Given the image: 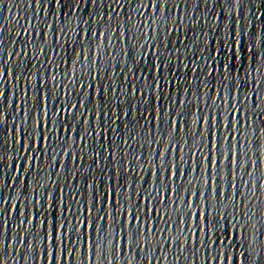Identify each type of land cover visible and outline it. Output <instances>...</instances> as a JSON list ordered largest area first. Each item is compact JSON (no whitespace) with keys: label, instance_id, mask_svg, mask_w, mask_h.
<instances>
[{"label":"snow or ice","instance_id":"snow-or-ice-1","mask_svg":"<svg viewBox=\"0 0 264 264\" xmlns=\"http://www.w3.org/2000/svg\"><path fill=\"white\" fill-rule=\"evenodd\" d=\"M46 0H36L37 4L45 3ZM227 7L231 8L233 4L238 6L236 13H225L222 11L216 18L221 21L223 16V23L225 20L231 19L234 27H229L225 24V39L221 41V49L217 53L220 55L224 52H231V59L247 60L250 56V63L252 68L259 74L258 78L254 81L258 85L256 90L248 88L247 78L251 77V69L244 71V79L238 84L231 85L226 83L231 80V74L236 67L228 60H225L223 65L217 62L216 66L209 65L211 74L212 71L223 72V80L217 90V97L223 103L233 109L230 114L228 123L221 125L219 122L218 114H214L211 109L207 114L199 107L200 97L192 92L196 97L197 105L196 110L200 113L193 121L194 131L189 140L180 143L184 133L190 131L187 122L184 119V112H176L172 105H169L172 112L175 114L173 118L168 120L171 125L172 132L169 134L171 139L165 142L163 135L159 139L151 138L149 144H155L154 148L150 147L147 155L140 153L136 156V163L141 164V168L146 165L149 167V175L154 179L156 184L153 186L152 191H145L143 188L137 186L134 195L137 200H143L142 204H129V208L125 211L123 191L117 192L111 190L104 193L103 200L94 199L90 196L89 205L85 207L79 200L75 201L78 211H74L70 203H65L63 195L61 196L60 205L63 207V213L51 212L43 214L44 195L46 194L48 200L51 202L49 207L55 209L57 205V198L52 192L47 191L45 184L39 181L43 179L39 171L29 176V170L33 167L40 168L41 156L47 157V151L41 152V145H49L51 133L55 127V121L50 115L51 109L49 104L52 102L50 97L52 90L48 88V71L41 72L38 76L36 71L29 73L27 78H22L21 75L16 76L17 83L20 87L23 82L24 93L21 98L19 93V103L16 105V112L18 114V122L15 126V147L19 149V153L15 161V169L13 171V178L19 174L20 184L28 191L27 185H35L32 188L31 198L21 199L23 192L13 195L10 199V207L8 210V217L3 218L0 213V264H8V260L2 255L5 248L9 252L12 251L13 246L16 244L15 235L12 236L11 241L5 244L4 241V228L7 225V220L10 219L17 211L19 205V223L15 224L16 230L23 228L19 236V244L24 245L26 241V253L24 257V264H27L28 258H31L33 264H76L77 258L80 264H142V260L137 258V252L141 257L147 254V264H165L168 260V254L173 248L176 249L175 260L180 261V255L185 252H190L193 258V264H199L200 254L203 255V264H264L262 260H258L257 253L264 256V225L259 222H254V216L258 213L250 214L251 207L250 199H255V193L252 189H257V182H259V190L264 188V184L255 178L249 167L257 168V159L249 156V152L255 154L253 140H245L241 128H251L252 137L258 130L260 138H264V111H261L259 116L256 112L251 115L248 114L247 105L249 102L253 105V93L256 96L255 108L260 109L261 104L257 100L260 79L264 77V12L259 10L260 6H264V0H226ZM256 4L259 7L255 10V16L249 20V24L245 25L244 21L248 19L245 16L244 3ZM117 7H112V4ZM127 0H108L109 11L107 16L112 17L116 9H123ZM171 0H134L135 7L133 12L128 14L127 20H131L133 15L139 13L140 20L139 26L147 29V32L142 37L133 39L139 40L143 38L145 44L141 45L144 48L147 45L148 39H155L151 35L154 31L151 27L156 24L157 20L154 19L156 13H160L164 17L165 24L167 23L166 9L169 7ZM184 0H179V3L174 5L177 9ZM225 4L221 3L223 7ZM140 9H143L142 11ZM242 10V14H241ZM103 20H101V24ZM251 26V34L257 38V44L250 46V38H246V29ZM175 30V29H174ZM26 35H30L27 29L23 30ZM155 31H159L157 28ZM85 38L88 39L87 44H78L79 51L76 52L78 60L83 58L86 62L81 66L84 67L91 65H98L100 60L93 55L92 44L95 37L106 38L111 43L113 37H108L106 32H99L92 29L91 36L88 32L84 33ZM119 36L125 41L128 40V29L126 22L121 26ZM119 43V40H117ZM2 44V42H0ZM149 52L152 48H157L155 44L148 46ZM239 49V52H237ZM99 50V46H98ZM248 51L249 56H242L245 51ZM44 49H40V54ZM115 47L112 48V53L115 54ZM158 52V48H157ZM36 55L35 49L32 51ZM0 55H4L0 52ZM7 58L2 61L7 64L12 60L11 49L7 51ZM20 55L19 52L16 53ZM131 55V53H127ZM143 58V57H142ZM154 59L159 62L160 66L154 68L155 71L160 72L164 65L160 56L157 54ZM214 59V57L210 58ZM73 65L77 61L72 62ZM56 67L53 66L52 61L49 59L48 66L52 72L51 79L55 89H63L65 100L71 96L72 92L70 85L77 80L76 73L73 72V78L68 84L63 80L56 81ZM92 71H97L96 68L90 69L87 78L95 79L91 75ZM192 71L194 73L200 72L199 66L194 65ZM131 73L132 69L120 67L118 75ZM98 75V71H97ZM13 71L8 69V77L11 79ZM65 76L67 73L65 72ZM29 77H36L40 82V89L35 98V108L39 111H33L28 106V100L31 98L29 95L30 90L36 91V86L30 84ZM4 72L0 68V85H2ZM84 77H80L83 79ZM140 77H135L134 80L129 82L128 90L131 91L133 96L139 94L145 97L147 93L145 90L140 89L136 80ZM147 80V77H144ZM81 88L85 89V85L81 83ZM155 86L157 90L162 91V86L158 81H153L151 84H146L145 88L150 92L152 87ZM92 84H88L87 88H91ZM233 88H235L237 95L233 96ZM249 89L250 95L244 96L243 89ZM219 89H223V95L220 94ZM191 91V89H188ZM105 93H111L113 99L117 94L122 92V89L111 84L104 89ZM57 96L59 93H56ZM126 94V93H125ZM87 95V92H85ZM4 97L3 88H0V99ZM27 97V99H26ZM243 97V99H240ZM211 99V97H208ZM9 106L11 105L12 96L8 97ZM173 101L179 103L183 107L190 101L173 97ZM233 100H237L240 107L237 108L233 104ZM205 106L206 102H205ZM83 108L88 112L85 116L79 109ZM57 117L71 116L78 118L83 122L85 128L83 129L85 135H80L78 126L73 129L82 143H86L87 136L92 135V129L88 127L90 117L95 115L97 119L108 118L107 110L92 113L88 109L85 101L77 96L75 103L66 102L63 105H56ZM131 112V109H130ZM128 116L129 113H124ZM163 116H169L168 112H164ZM22 117V119H21ZM148 121V117H142ZM156 121L163 123V117L157 113ZM260 120V125L256 121ZM5 122V113L0 111V124ZM150 122V121H149ZM205 127V132H201V126ZM255 126V127H254ZM31 127V131L29 128ZM223 127L226 135L223 137L227 147L221 150V134L218 131ZM104 129L96 132L100 136L106 131ZM39 130V131H37ZM67 132V128L62 129ZM35 133V138L33 134ZM235 133V134H234ZM199 137L200 140L197 144L191 145V140ZM135 140L134 135H129L124 143L128 145V140ZM185 145H191L188 148L187 157L191 160V167L188 166V159L185 157ZM129 149L131 145H128ZM142 147V145H141ZM207 149V151H205ZM67 155V153H65ZM169 155H172L173 160H169ZM9 167H11L12 155L8 154ZM58 154L53 152L51 159L55 162ZM5 159L4 155H0V160ZM21 161L23 163H21ZM259 165L261 164L260 157L258 158ZM62 166V165H61ZM129 170H134L135 165L129 162ZM51 168V165L49 166ZM42 170V169H41ZM0 177L3 178L2 174ZM143 179V176L140 177ZM50 179V176H49ZM3 179L0 185L3 184ZM134 183V181H133ZM144 183H148L144 180ZM128 187H131L129 185ZM44 189L43 192H36V189ZM90 190L94 189V184H89ZM17 191V188L15 189ZM63 194L64 189H60ZM181 192L183 194H181ZM98 195V194H97ZM179 201V204H177ZM8 203L7 198L0 200V205ZM106 205L107 207H97V205ZM156 204L161 205L160 208ZM171 204L177 212L175 220L168 214V205ZM39 208L32 212L31 209ZM229 208L231 209L229 211ZM143 209L147 215H143L140 211ZM163 209V213L161 212ZM187 209V211H185ZM103 213V214H101ZM57 217H62L58 219ZM219 218V219H218ZM156 221L162 223V227L156 226ZM223 224L222 227L217 228L218 224ZM159 236V241L155 238ZM184 239L181 240L180 237ZM151 238V239H150ZM191 240L192 248L189 250L187 243ZM153 243L155 247L153 248ZM167 244V249H165ZM159 249L160 255H156V250ZM34 257V261H33ZM187 262V257H184Z\"/></svg>","mask_w":264,"mask_h":264}]
</instances>
